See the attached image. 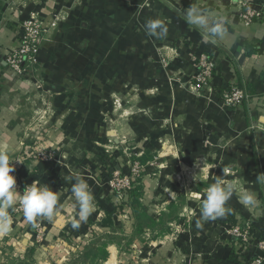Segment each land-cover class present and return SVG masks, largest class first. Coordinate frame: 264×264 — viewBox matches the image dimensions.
<instances>
[{"label": "crops", "instance_id": "crops-1", "mask_svg": "<svg viewBox=\"0 0 264 264\" xmlns=\"http://www.w3.org/2000/svg\"><path fill=\"white\" fill-rule=\"evenodd\" d=\"M252 1L256 5H264V0ZM77 2L0 0V152L8 153L12 160L15 170L11 174L15 176L16 183L19 180L30 185L35 182L57 192L58 204L64 216L60 222L38 218L36 226H33L24 215H15L14 209H9L10 227L7 232L0 230V264H25L28 260L31 264H72L90 246L85 247L84 241L93 245L92 254L97 255L92 264H124L123 244L120 238L113 237L116 229L120 228L117 214L112 216V226L103 224L107 213L113 209L102 201L106 192V185L101 179L103 169L98 168L93 161L94 154H88L89 150L84 147L85 144L92 145V139L87 137V131H79L76 122L63 120L64 117L52 119L51 116L49 136L43 143L52 145L61 142L64 153L68 155V162L62 163L59 157L48 162L32 161L27 155V148L40 141L44 126L37 119L38 110L28 101L34 97L31 83L25 76L15 74L6 59L7 53L18 46V23L35 13L48 20L57 16L60 10V15L68 16L69 7H75ZM94 2L97 5L93 3L87 16L89 19L84 18V21L77 24L76 30L84 36L81 40L84 47L82 61L94 63V58L99 61L96 54L104 60L112 56L113 61L135 67L134 78L141 82L140 85L144 80L140 81L142 79L136 73L139 66L144 68L141 73L142 78L145 75L147 77V87L155 77L159 79L156 88L163 90L165 96L159 98L160 102L172 106L170 110L183 109L195 113V124L191 127L189 137L193 145L188 150L190 154L200 157L204 152L207 153L209 148L206 150L207 145L203 139H210L214 144L212 151L220 157V175H225L226 169L239 175L243 190L254 193L258 202L254 207H246L239 201L238 195H233L226 205L232 209L231 213L214 221H201L198 227L196 221L200 217V209H195L197 206L194 199L189 205L195 213L189 217L190 221L185 222L177 242L171 238L174 231L170 225H167L169 231L160 233L158 226L144 228L142 236L149 233L151 243L148 242L149 246L141 253L145 261L138 264H248L236 251L232 237L224 233V229L231 222H236L239 216H243L252 221L256 240L264 238V183L257 180L258 175L264 174V17L250 25L240 21L237 17V0ZM190 5L200 8L212 20L223 18L224 36L208 40L202 31L188 25L183 13ZM149 19L162 20L168 28L167 36L157 39L147 35L144 24ZM61 27L65 30L55 37L58 39L55 43H76L65 35L68 28L72 30V25L67 23V26L65 24ZM160 48L170 49L167 61L171 66L166 69L167 73L154 62L159 59L157 50ZM129 49L136 54H126ZM202 54H206L215 63L212 93L188 90L182 84L169 81V77L167 79L166 74H175L177 78L193 80L199 70V57ZM127 68H122V71ZM237 83L245 85L252 96L251 100L236 108L224 106L222 91ZM81 94L77 96V107L88 121L83 123L94 125V121L86 117L89 107L94 106L86 99L89 94L84 85ZM151 154L154 157L152 151ZM77 171L85 175L97 200L87 221L82 222L78 229H73L71 223L78 219V208L71 193L74 181L69 177ZM171 171L169 166L165 173L170 174ZM205 179L203 177L196 184L195 190L199 196L208 187ZM151 181L147 182L149 189L144 188V195L147 193L144 197L150 200L155 188ZM180 198L183 196L179 194ZM173 202L168 198L163 201L165 208L171 207ZM187 204L184 201L182 207L186 208ZM130 210L133 225L126 232L128 235L134 234L137 224L132 205ZM145 212L157 224L165 222V210L157 214L146 209ZM39 224L42 226V235L38 230ZM103 246V251L108 252L106 260H101L99 256L101 251L98 249Z\"/></svg>", "mask_w": 264, "mask_h": 264}, {"label": "rangeland", "instance_id": "rangeland-1", "mask_svg": "<svg viewBox=\"0 0 264 264\" xmlns=\"http://www.w3.org/2000/svg\"><path fill=\"white\" fill-rule=\"evenodd\" d=\"M93 3L97 5L94 0H78L75 7H69L68 16L60 15V10L57 16L48 20L35 13L18 23L19 34L20 25L24 21L33 20L41 25L40 43L35 47L36 52L32 60L26 62L21 73L15 71L10 65L9 67L15 74L25 76L31 83L34 97L28 101H31L38 110L37 119H40L44 126V134L40 141L27 148L28 157L32 161L47 162L59 157L62 163L68 162V155L64 153L61 142L52 145L43 143L49 136L51 116L52 119L64 117L63 120L76 122L79 131H87V137L92 139L90 140L93 144H85L84 147L89 150L88 154H94L93 161L98 168L103 169L101 179L106 185V192L103 194L102 201L118 212L116 219L120 228L116 229L113 237L120 238L121 245L123 244L122 262L138 264L140 261L143 262L141 253L151 241L149 233L144 236L126 234L133 225L129 191H126L130 190V187L134 188L132 183L142 185L141 203L144 209L151 210L154 214L162 210L166 211L165 222L173 228L174 234L171 238L176 239V242L185 222L190 221L189 217L195 213L189 203L196 199L197 208L195 209L201 210L204 193L199 196L195 187L203 177L206 178L207 186L215 179L226 176L227 181L235 184L238 190L244 188L242 178L233 172H228V169L224 170L225 175H220V157L212 151L214 144L210 139H203V143L207 145L206 150L209 148L207 153L204 152L200 157L190 154L188 150L193 145L190 144L189 137L191 127L195 124V113L183 109L170 110L172 106L163 101L160 102L159 98L162 99L165 96H163V90L156 88L159 79L155 77L147 87V77L145 75V78H142L141 73L144 68L139 66L136 73L138 72V77L142 79L140 81L144 80V83L140 85L141 82H137L138 80L134 78L135 67L113 61L112 56H107L104 60L96 54L99 61L95 58L94 63L82 61L81 53L84 47L81 40L84 36L76 29L77 24H80L84 18L89 19L87 16ZM67 23L72 25V30L68 28L65 35L69 36L70 41L73 40L76 43H55L58 40L55 37L65 30L61 25L67 26ZM58 38L61 39V37ZM62 38L65 39V37ZM19 46L20 38H18V46L8 53L15 51ZM69 47L71 48L67 51ZM157 51L159 59L157 58L154 62L167 73L166 69L171 66L167 61L169 55L167 52L170 49L160 48ZM127 53L136 54L132 49H129ZM126 67L128 68L122 71V68ZM166 76L167 79L169 77V81L182 84L185 89L194 90L191 87L192 80L177 78L175 74H166ZM82 84L89 94L86 99L88 98L90 104L94 106L89 107L86 117L93 120L94 125L88 123L84 125L83 121H88L77 107V96H82ZM146 149H150L155 155L147 164L141 166L138 163V157ZM169 166L172 173L167 174L165 171ZM206 169H210L212 177L208 171H205ZM149 180H152L155 187L151 200L144 197L147 194L144 195V188L149 189L147 187ZM179 194L183 198L178 199ZM166 198L174 201L171 207L165 208L163 201ZM95 200L97 199L94 197V204ZM184 201L185 204L188 203L186 208L182 207ZM232 223L235 222L230 224ZM230 224L224 229V233H227L226 230ZM83 244L85 247L91 245L86 241ZM82 256L76 259L77 264L93 263L94 260L84 259Z\"/></svg>", "mask_w": 264, "mask_h": 264}, {"label": "clouds", "instance_id": "clouds-1", "mask_svg": "<svg viewBox=\"0 0 264 264\" xmlns=\"http://www.w3.org/2000/svg\"><path fill=\"white\" fill-rule=\"evenodd\" d=\"M183 15L186 23L202 31L208 40L222 38L225 34L223 18L212 20L195 5H190ZM144 28L147 35L157 39L167 36L168 28L160 19L147 20ZM11 161L8 153L0 152V230L8 231L11 224L8 210L14 209L17 205L22 207L25 219L33 226H36L38 218L63 221L57 192L52 191L47 185L39 186L35 182L26 186L22 193L18 191L15 187L16 178L11 174L15 170ZM205 171L209 172L210 169ZM69 179L74 181L71 193L78 208V219L72 221L71 227L78 229L94 210V195L82 172L77 171ZM257 180L264 181V174L258 175ZM233 195H238L239 201L246 207H254L258 203L254 193L238 190L235 184L227 181L226 176L219 177L205 189L200 217L196 221L197 226H201V221H214L231 213L232 209L226 205Z\"/></svg>", "mask_w": 264, "mask_h": 264}, {"label": "built area", "instance_id": "built-area-1", "mask_svg": "<svg viewBox=\"0 0 264 264\" xmlns=\"http://www.w3.org/2000/svg\"><path fill=\"white\" fill-rule=\"evenodd\" d=\"M237 7L238 19L247 25L261 20L264 17V5H256L252 0H237ZM20 29V46L15 51L7 54L8 64L18 73L24 70L26 62L32 60L33 54L36 52L35 47L40 43V34L42 31L41 25L33 20L24 21L20 25ZM214 71V61L209 59L206 54H202L199 57V70L192 78L193 82L191 87L198 92L205 90L207 93H212ZM251 97L245 85L237 83L225 88L222 91L221 99L224 106L236 108L250 101ZM138 163L140 164L139 161ZM28 185L30 184L20 181L16 183L15 187L22 193ZM132 186H134L133 183ZM126 191L128 192L129 189ZM13 212L15 215H24L20 205H17ZM38 230L41 232L40 235H42L41 224L38 225ZM226 232L232 237L236 251L244 261H247L248 264L264 263V238L256 240L254 237L253 223L250 219L239 216L235 223L229 225Z\"/></svg>", "mask_w": 264, "mask_h": 264}, {"label": "trees", "instance_id": "trees-1", "mask_svg": "<svg viewBox=\"0 0 264 264\" xmlns=\"http://www.w3.org/2000/svg\"><path fill=\"white\" fill-rule=\"evenodd\" d=\"M240 84L242 85V83H240ZM151 159H153V155L151 154L150 149H146L142 153V155L140 157H138V161L140 162V164L142 166L147 164V162ZM128 193H129V197H130V205H132V207H133L135 218L137 220L134 235H142L145 231V229H144L145 227L156 228V226H158L160 228V230L158 231L159 233L169 231V229H168V227L164 221H160V224H157V222L152 217L147 215V213L145 212V209L143 208V206L141 204V196H142V185H141V183H140V185H134V188L130 189ZM115 213H118L117 211H115V209H113L112 211H109L107 213V218L104 220L103 224L112 226L113 225L112 216ZM92 246L93 245H90L86 249V252L82 256L84 259L90 258V260L92 261V260H95L97 258V257H95L97 255L92 254L93 253V251H92L93 247ZM104 246L102 247V249H100V250L98 249V251H101V253L99 255V256H101L100 257L101 260H106V258L108 256V252L103 251ZM75 262H77V261H74L72 264H76ZM25 264H31V263L28 260Z\"/></svg>", "mask_w": 264, "mask_h": 264}]
</instances>
